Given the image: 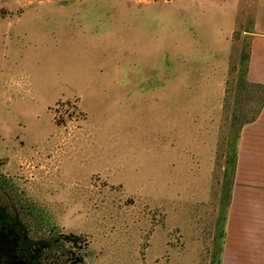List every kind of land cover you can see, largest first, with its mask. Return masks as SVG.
Returning a JSON list of instances; mask_svg holds the SVG:
<instances>
[{"label":"rangeland","instance_id":"rangeland-1","mask_svg":"<svg viewBox=\"0 0 264 264\" xmlns=\"http://www.w3.org/2000/svg\"><path fill=\"white\" fill-rule=\"evenodd\" d=\"M249 3L0 0V264H223Z\"/></svg>","mask_w":264,"mask_h":264},{"label":"crops","instance_id":"crops-1","mask_svg":"<svg viewBox=\"0 0 264 264\" xmlns=\"http://www.w3.org/2000/svg\"><path fill=\"white\" fill-rule=\"evenodd\" d=\"M249 7L252 22L246 30L247 77L257 84L252 101L256 109L249 113L250 119L240 123L243 126L236 161L224 162L226 171L228 162L234 167L235 194L230 203L223 264H264V0H251ZM246 108L241 107L242 112Z\"/></svg>","mask_w":264,"mask_h":264},{"label":"flooded vegetation","instance_id":"flooded-vegetation-1","mask_svg":"<svg viewBox=\"0 0 264 264\" xmlns=\"http://www.w3.org/2000/svg\"><path fill=\"white\" fill-rule=\"evenodd\" d=\"M18 247V245L16 246V245H14V246H11V247H9V248H17ZM1 248V247H0Z\"/></svg>","mask_w":264,"mask_h":264},{"label":"trees","instance_id":"trees-1","mask_svg":"<svg viewBox=\"0 0 264 264\" xmlns=\"http://www.w3.org/2000/svg\"><path fill=\"white\" fill-rule=\"evenodd\" d=\"M233 163H234V162H233ZM78 240H79V238H78ZM78 240H72V242L77 243Z\"/></svg>","mask_w":264,"mask_h":264}]
</instances>
